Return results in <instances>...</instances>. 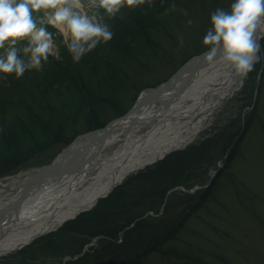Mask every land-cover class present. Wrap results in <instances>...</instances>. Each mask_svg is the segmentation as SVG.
<instances>
[{
    "label": "rangeland",
    "instance_id": "obj_1",
    "mask_svg": "<svg viewBox=\"0 0 264 264\" xmlns=\"http://www.w3.org/2000/svg\"><path fill=\"white\" fill-rule=\"evenodd\" d=\"M233 2L234 0H170L164 3L160 10L161 16L149 21L148 25L152 33L149 40L152 44H156L157 54L142 56L140 62L136 58L131 59L132 63L127 62V64L131 63V66L126 64L127 70L136 76L135 79L138 78L141 89L135 90L134 94L122 100L121 110L125 109L127 113L144 90L167 82L190 58L208 50L210 46L203 44V38L211 27V14L218 8L230 11ZM84 3L85 7L82 11L85 14L95 15L97 22L107 24L110 29L117 32L115 16L118 13L110 18L102 9L95 10L89 7L87 0H84ZM147 4L146 2L145 5ZM173 4L176 6L174 9L171 8ZM49 31L54 34L55 47L47 62H42L39 69L52 70L55 75H58L63 70L61 71L62 67H59V71H56V66L58 67V64L66 59L68 45L65 35L59 30L49 27ZM116 40V37H112L102 47L109 43L114 46ZM100 44L98 47L101 46ZM24 46L26 42L17 45L19 49ZM108 47L106 46L105 49ZM261 51L264 52V40ZM2 53L3 50L0 49V54ZM19 55L27 59L22 51ZM53 66L55 70L52 69ZM12 75L5 78L4 74H0V84ZM55 75L53 80L57 78ZM252 87L253 91L259 89L260 96L256 99L255 105L246 107L243 118H239V114L242 113L243 97ZM53 97L56 102L63 100L62 97ZM234 119L236 126L233 133L223 135L220 145L213 149L209 161L198 167L196 171L190 172L192 177L190 186H199L195 193H190L191 199L195 202L200 198L202 200L191 208L188 217L180 228L175 230V235L160 244V250H153L142 256L137 255L138 259L134 261L132 260L134 255H130L131 250L124 247V250H121L124 255L114 260L115 256L111 251L105 250L108 243L104 236L93 237L80 247L77 244L79 235H68L65 232L66 224H64L58 230L41 236L19 252L0 257V264H264V59L256 64L255 69L248 74L241 87L214 113L211 121L190 143L175 148L168 154L188 148L223 123L230 121L232 125ZM113 120L114 118L106 125ZM240 125L244 127L241 128L242 132L237 134ZM65 126L67 131L75 130V127H77L76 132L79 130L72 141L79 135L105 127L82 130L80 124L73 127ZM66 146L57 151H51L54 149L52 148L38 153L26 165L6 172L8 174L0 177V192L3 195H11L15 191L13 178H22L48 165ZM168 154L154 164L129 174L111 195L102 197L93 209L82 214L105 207L118 191L130 190L134 186L135 174L156 165ZM214 173L210 187L204 189ZM175 190H181L182 192L179 193L183 196L179 195L181 198L176 201V198L171 199L168 194V200L166 198L161 206L149 210L146 215L159 217L166 223L172 211L182 212L186 207L185 201H182L187 198L183 192L187 191L181 188H175ZM180 199L181 201L177 204ZM124 240L122 231L117 241L123 243ZM32 254H35L34 258L31 257Z\"/></svg>",
    "mask_w": 264,
    "mask_h": 264
},
{
    "label": "trees",
    "instance_id": "obj_2",
    "mask_svg": "<svg viewBox=\"0 0 264 264\" xmlns=\"http://www.w3.org/2000/svg\"><path fill=\"white\" fill-rule=\"evenodd\" d=\"M169 1L151 0V6L144 4L134 10L126 7L121 9L115 16L117 32L109 28L117 39L114 46L106 44L108 48L112 47L110 50L106 48V51V46L102 47L104 42H101L100 47L97 45L78 63L73 62L68 51L66 59L58 67L55 64L56 71L62 67L61 74L55 75L52 70L32 69L26 71L22 78L12 75L2 81L0 177L8 174L6 172L9 170L26 165L38 153L52 148L51 151H57L69 144L79 130L76 132L75 127V130L67 131L65 125L73 127L80 124V129L90 130L91 127L105 126L113 118L125 113V109L121 110L122 100L141 89L140 81L127 70L126 64L133 58L140 62L142 56L157 54L156 44L149 40L152 33L148 25L149 21L161 16L162 5ZM131 63L127 65L131 66ZM54 75L57 78L53 80ZM53 96L62 97L63 100L56 102ZM259 96V89L253 91L252 87L247 90L241 102L242 113L239 118H243L246 107L255 105ZM233 121L232 125L229 121L214 127L213 132L188 148L173 151L156 165L135 174L134 186L130 190L118 191L105 207L68 221L65 232L71 236L79 235L77 244L80 247L93 237L104 236L108 243L105 250L111 251L114 260L124 255L121 251L124 247L131 250L134 261L138 259L137 255L160 250V244L175 235V230L180 228L191 208L202 199L195 202L190 193L183 192L187 197L182 201H185L186 207L182 212L172 211L166 223L159 217L146 214L161 206L166 198L168 200V194L176 201L181 198L179 195L183 196L179 193L181 190L173 188L193 186H190V172L209 161L223 135L233 133L236 126L235 119ZM242 127L240 125L235 132L240 134ZM122 231L125 240L120 243L117 238ZM35 254L31 257L34 258Z\"/></svg>",
    "mask_w": 264,
    "mask_h": 264
},
{
    "label": "bare ground",
    "instance_id": "obj_3",
    "mask_svg": "<svg viewBox=\"0 0 264 264\" xmlns=\"http://www.w3.org/2000/svg\"><path fill=\"white\" fill-rule=\"evenodd\" d=\"M245 79L207 54L144 90L103 129L76 137L48 165L13 178L15 191L0 192V257L78 218L129 174L190 143Z\"/></svg>",
    "mask_w": 264,
    "mask_h": 264
},
{
    "label": "clouds",
    "instance_id": "obj_4",
    "mask_svg": "<svg viewBox=\"0 0 264 264\" xmlns=\"http://www.w3.org/2000/svg\"><path fill=\"white\" fill-rule=\"evenodd\" d=\"M146 0H87L89 7L114 17L122 8L136 9ZM151 6V0H147ZM84 0H0V74L22 78L26 71L39 69L55 47L53 32L66 37L73 62L113 37L107 24L85 14ZM175 4L171 5L174 9ZM191 23V21H189ZM211 27L203 44L209 57L219 58L241 79L247 78L264 59L259 40L264 38V0H234L230 11L218 8L211 14ZM26 42L22 49L18 44ZM23 52L27 59L21 58Z\"/></svg>",
    "mask_w": 264,
    "mask_h": 264
},
{
    "label": "water",
    "instance_id": "obj_5",
    "mask_svg": "<svg viewBox=\"0 0 264 264\" xmlns=\"http://www.w3.org/2000/svg\"><path fill=\"white\" fill-rule=\"evenodd\" d=\"M207 54H209V49L206 50V51H204V52L201 53L200 55H197V56H194V57L190 58V59H189V60H188L183 66H182V68H180V70L183 69V67L189 65L191 62H194V61H196V60H200L201 57L206 56ZM180 70H179V71H180ZM179 71H178V72H179ZM178 72H177V73H178ZM177 73H176V74H177ZM176 74H175V75H176ZM175 75H174V76H175ZM174 76H172V77L167 81V83H168L169 81H171L172 78H173ZM243 82H244V81H243ZM165 83H166V82H165ZM165 83H163V84H165ZM163 84H160L159 86H161V85H163ZM242 84H243V83H242ZM159 86H156V87H159ZM231 97H232V96H231ZM231 97H230V98H231ZM230 98H229V99H230ZM229 99H227V101H228ZM120 117H121V116H120ZM117 118H119V117H117ZM117 118H115V119H117ZM111 122H112V121H111ZM106 126H107V125H106ZM106 126H105V127H106ZM103 128H104V127H103ZM103 128H102V129H103ZM90 133H91V132H90ZM214 175H215V173L212 175V177H211V179H210V182L212 181ZM209 184H210V183H208L206 186H209ZM198 187H199V186H198ZM198 187H195V188H193V189H188V190H187L185 187H180V188H182V189H186L188 192H195L196 189H197ZM203 191H204V189H203ZM103 197H105V196H103ZM95 239H96V238H95Z\"/></svg>",
    "mask_w": 264,
    "mask_h": 264
}]
</instances>
